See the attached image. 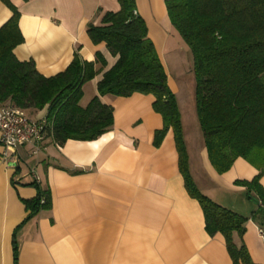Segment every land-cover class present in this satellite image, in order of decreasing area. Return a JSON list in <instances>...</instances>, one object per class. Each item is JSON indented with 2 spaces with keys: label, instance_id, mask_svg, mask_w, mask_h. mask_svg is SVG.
<instances>
[{
  "label": "crops",
  "instance_id": "1",
  "mask_svg": "<svg viewBox=\"0 0 264 264\" xmlns=\"http://www.w3.org/2000/svg\"><path fill=\"white\" fill-rule=\"evenodd\" d=\"M10 2L19 12L23 36L13 52L19 60L32 59L42 75L63 71L75 52L86 61L101 52L108 66L115 62L103 42L91 41L87 26L100 24L105 12L119 10L118 0ZM135 3L168 86L178 94L177 81L184 74L172 66L189 51L164 0ZM11 15L0 0V26ZM100 77L97 73L83 85L82 106L97 94ZM192 92V114L185 123L181 119L190 174L201 193L247 217L243 234L234 232L233 242L244 245L254 263L264 264V213L235 183L251 180L258 170L242 157L223 173L214 169L194 117ZM100 99L112 106L113 125L95 140L69 139L58 145L48 136L36 153L33 143L9 150L6 162L0 144V264H232L223 236L207 233L201 206L185 188L173 130L158 146L153 143L155 131L163 127L152 107L153 95L105 94ZM46 114L47 107L34 115ZM35 178L49 190L51 205L31 214L24 200L36 196ZM260 184L264 186V175Z\"/></svg>",
  "mask_w": 264,
  "mask_h": 264
},
{
  "label": "trees",
  "instance_id": "2",
  "mask_svg": "<svg viewBox=\"0 0 264 264\" xmlns=\"http://www.w3.org/2000/svg\"><path fill=\"white\" fill-rule=\"evenodd\" d=\"M2 1L12 15L0 26V103L34 110L33 114L47 107L46 135L63 145L69 139L95 140L112 127L113 108L100 96L153 95L152 107L163 118L153 143L158 146L167 130H173L185 188L201 206L207 233L223 236L232 264H256L246 247H237L232 238L234 232L243 234L247 217L213 201L193 181L176 97L135 0H118L119 10L107 11L100 24L87 26L91 41L103 42L116 57L111 66L101 52H96L92 61L82 60L75 52L63 71L48 77L39 73L32 59L15 56L14 48L23 41L19 12L10 0ZM164 3L173 28L192 57L195 112L209 161L218 173L227 171L237 157L254 166L258 173L251 180L235 183L245 187L246 195L254 198L264 213V186L260 184L264 175V0ZM97 73H101L97 94L82 106V87ZM32 185L36 196L24 200L31 214L50 208L49 190L37 181Z\"/></svg>",
  "mask_w": 264,
  "mask_h": 264
},
{
  "label": "built area",
  "instance_id": "3",
  "mask_svg": "<svg viewBox=\"0 0 264 264\" xmlns=\"http://www.w3.org/2000/svg\"><path fill=\"white\" fill-rule=\"evenodd\" d=\"M47 124L45 117L31 118L23 108L13 104L3 105L0 108V144L3 147V160L8 161L9 150H15L28 143L35 144L34 152H38V143L47 138ZM35 181L38 182V179L35 178Z\"/></svg>",
  "mask_w": 264,
  "mask_h": 264
},
{
  "label": "rangeland",
  "instance_id": "4",
  "mask_svg": "<svg viewBox=\"0 0 264 264\" xmlns=\"http://www.w3.org/2000/svg\"><path fill=\"white\" fill-rule=\"evenodd\" d=\"M181 57H182V60H180L179 63L178 62L175 63V66H172V67L173 69H175L174 71L176 72V74L178 73L184 74V78H182V80L180 79L177 81V86L180 88V92L178 94L176 93L174 94L176 97L178 109L180 111L181 119L184 120V123H185L188 119L187 116L188 115L191 116L192 111H193L191 107V99H189V97L191 95V91H193L192 93L194 94V98H195L196 79H195V75L192 69L193 63H192L191 55L188 56V55L183 54L181 55ZM172 61L173 60L170 61V64H172ZM27 113L31 118L36 117L33 114L34 110H29V112ZM195 116L196 115L194 114V117Z\"/></svg>",
  "mask_w": 264,
  "mask_h": 264
}]
</instances>
